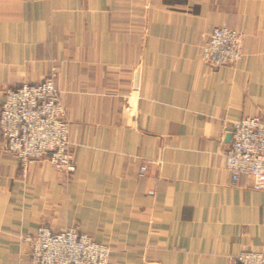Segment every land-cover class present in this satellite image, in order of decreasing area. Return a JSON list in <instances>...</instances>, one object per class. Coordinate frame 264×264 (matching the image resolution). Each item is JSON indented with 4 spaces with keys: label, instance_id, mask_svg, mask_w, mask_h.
Returning <instances> with one entry per match:
<instances>
[{
    "label": "crops",
    "instance_id": "0c3cea01",
    "mask_svg": "<svg viewBox=\"0 0 264 264\" xmlns=\"http://www.w3.org/2000/svg\"><path fill=\"white\" fill-rule=\"evenodd\" d=\"M222 26L244 52L212 68L201 47ZM48 75L77 168L24 174L0 133V264H32L23 237L42 226H77L110 264L264 250V191L234 185L224 159L232 123L264 117V0H0V107Z\"/></svg>",
    "mask_w": 264,
    "mask_h": 264
},
{
    "label": "built area",
    "instance_id": "2783aa9c",
    "mask_svg": "<svg viewBox=\"0 0 264 264\" xmlns=\"http://www.w3.org/2000/svg\"><path fill=\"white\" fill-rule=\"evenodd\" d=\"M244 33L214 28L201 47V59L212 68L236 64L243 56ZM71 126L54 75L38 83L8 89L0 107V133L6 151L26 174L32 164L46 160L55 170L76 171L71 150ZM232 142L224 153L234 185L245 175L252 188L264 191V117L245 116L232 123ZM143 166L141 172H146ZM32 264H110L111 249L74 226L54 231L47 226L26 235ZM238 264H264V250H246Z\"/></svg>",
    "mask_w": 264,
    "mask_h": 264
},
{
    "label": "rangeland",
    "instance_id": "374dc122",
    "mask_svg": "<svg viewBox=\"0 0 264 264\" xmlns=\"http://www.w3.org/2000/svg\"><path fill=\"white\" fill-rule=\"evenodd\" d=\"M46 161V160H45ZM38 162V161H37ZM36 163V162H35ZM74 227H76V228H78L77 226H74ZM79 229V228H78ZM91 236V235H90ZM94 238V237H93ZM110 247V246H109ZM110 249H111V247H110ZM111 255H112V249H111Z\"/></svg>",
    "mask_w": 264,
    "mask_h": 264
}]
</instances>
